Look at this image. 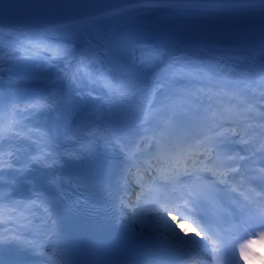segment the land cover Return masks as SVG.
<instances>
[{"label": "bare ground", "instance_id": "1", "mask_svg": "<svg viewBox=\"0 0 264 264\" xmlns=\"http://www.w3.org/2000/svg\"><path fill=\"white\" fill-rule=\"evenodd\" d=\"M42 1L28 0L34 4H40ZM52 3L60 9L67 10L66 14L47 20L0 16L1 28L36 36L39 39L38 44L42 47L44 44L55 51L67 49L73 53L72 56L67 57L70 65L65 64L66 70L69 69L71 73H75V77L69 84L68 82L59 84L53 80L55 72L49 67L52 65L50 57L46 56L25 60L22 67L23 72L30 74L31 71L37 69L38 77L32 83H20L13 87V89H31L34 85V89L41 88L45 90L46 94H55L64 104L63 108L56 113L57 120L52 122L54 118V110H52L44 113L39 125L43 131L52 130L53 132L44 149L45 152L52 153L55 159H46L47 175L42 180H37L33 185V190L40 193V202L47 210L52 192L58 190L59 179L64 173V170L60 169L58 158L64 157L66 162L71 164L69 154L63 155L68 147L78 142L87 141L90 130L103 121L106 116V110L110 103L106 102L102 96L107 93L102 86H98L99 83L93 85V79H91L92 81L88 79L90 76L95 77L96 72L101 68L106 70V75L113 74L108 38L109 33L115 30L118 25H131L126 34L137 32L136 35L129 38L127 45L132 48L133 65L140 67L141 62H144L142 67L145 69L141 78L151 80L154 73L161 74L163 72L160 70L165 65H172L173 61H178V64L173 66L175 71L171 72V76H178L179 79L177 77L166 81L167 87L163 94L177 95L172 91L177 81L174 84L171 81L180 80L179 82L182 84H178V86L189 89V86L195 81L209 79V75L202 73L208 70L216 73L214 78L217 80L214 83L220 84L224 80H232L236 83L247 76L249 81L246 85L250 86L249 89H253V85L254 88L259 85V68L264 65V6L261 9L250 10H243L245 8L238 10L231 7L259 6L264 3V0H52ZM21 4H24V0H21ZM116 10H120L117 15H106ZM184 18L196 22L191 23L192 25L184 24L182 27L171 24L175 19ZM241 21H245L246 27H235ZM213 23L218 24L215 26ZM260 23H263L260 27L253 26V24ZM185 26H192L195 30L181 31ZM45 29L49 30L45 31ZM196 34L200 35L203 41L195 40ZM41 37L45 39L43 40ZM249 54H253L250 60ZM52 57H56V55L52 54ZM80 60L84 61V73L78 68ZM177 66H180L181 71H177ZM190 69H195V73L190 74L188 72ZM197 69L200 71L197 72ZM88 70L90 71L87 72ZM86 72L87 77L85 76ZM77 74L80 77L78 80L76 79ZM65 75L64 73V77ZM222 76H224L223 79H221ZM4 81L5 79L0 78V88L3 87ZM62 89L75 92L77 95L75 106L66 103L68 99L59 95L58 90L60 92ZM163 94L157 99L163 100ZM65 108L70 112L67 118L64 116ZM166 117L172 119V114L166 113L162 121ZM73 119L76 123L71 126L76 133L75 136L72 132H67L65 127ZM86 125H91V127H86ZM67 134L73 136V141L68 140ZM223 152L225 156L237 158L240 156L246 158L248 155L247 145L239 139L234 143L227 144L223 148ZM37 158L38 156H35L31 160L35 161ZM237 161L242 163L240 160ZM232 175L234 179H237L236 176L239 174L232 173ZM137 184L139 183L137 182ZM10 187L13 185L8 180L0 183V192ZM133 188H136V185L131 181L128 191ZM145 197L151 199L149 193ZM0 206L7 207L5 204ZM167 213L161 212V216L167 215V221L171 222L170 217L173 216L170 214L168 216ZM184 223L194 228L188 230L190 235L201 233L191 220ZM52 228L55 229L54 226ZM41 252L35 245H28L25 248L8 242L0 245V255L12 259L15 263L52 264V262H45L42 259ZM18 254H21L19 259L16 258ZM149 255H151L152 262L158 261L154 248H151ZM200 261L201 264H212L211 257H198V262Z\"/></svg>", "mask_w": 264, "mask_h": 264}, {"label": "snow or ice", "instance_id": "2", "mask_svg": "<svg viewBox=\"0 0 264 264\" xmlns=\"http://www.w3.org/2000/svg\"><path fill=\"white\" fill-rule=\"evenodd\" d=\"M120 10L109 12L106 15H117ZM244 24L245 21H241ZM49 29H45L48 31ZM50 47H42L40 44L34 45V51L31 56H23L19 51L8 53L9 60L16 63H22L33 56L40 53L52 52ZM73 53L67 49L64 50V59L72 56ZM51 57L50 59H53ZM75 58V57H74ZM0 60H4L0 56ZM8 60V61H9ZM8 61H5L7 63ZM141 66L130 65L122 70L121 82L112 84L105 74L106 70L99 69L95 77H91L94 83H103L112 94L114 102L124 100H135L138 96H143L146 103L139 106L135 127L139 131L134 136L126 134L124 129L108 126H97L89 135L93 138L90 144L97 149L103 142L104 150L108 151L112 147H118L123 155V159L117 165H112L116 169L115 174L119 177L117 181L118 188L123 192L119 196L120 212L114 214L113 225L119 221L121 224L125 220L136 221L144 216V209L147 208L154 215L147 217L154 222L165 223L170 227L167 221V215L161 216V212H168V205L176 204L178 201H184L183 208L190 215H200L204 219L201 209L208 206L207 195L216 188L221 190L229 187L228 181L233 179L232 173H238L239 169L232 165L237 160L243 161L245 157L225 156L223 148L239 139L242 143L248 145L250 142L241 135V131L247 133H257L260 137H264V65L259 68V102L249 100L245 90L232 92L227 103H221L227 93L220 92H201L196 91L193 95L190 92H181L179 96L183 103L179 106L186 109L180 120H175L179 115L174 97L165 93L166 80L168 75L161 76L154 73L151 80H145L142 77L144 71ZM79 65H83L84 61H78ZM178 61H173L172 65H165L160 71L167 70L168 74L173 70V66ZM54 66V65H50ZM98 77V79H97ZM127 77V78H126ZM70 80L72 77L65 76ZM249 77H245L243 81H248ZM31 80L20 78H6L3 88L0 91L6 100L19 95V92L12 91L13 87L20 83H27ZM164 96L163 100L157 99L160 95ZM183 96L195 97L200 103H193L192 100H186ZM206 97L207 102L201 99ZM149 97H152L151 99ZM21 102L7 104L5 108H11V123L0 131H7L9 136L19 138V131L23 130L22 121H26L33 112L42 110H58L62 107L63 102L55 94L26 92L20 97ZM171 113L173 116V124L168 126L156 125L153 128V122L161 113ZM196 114L195 120L187 119L190 113ZM69 109H64V116L67 118ZM76 121L73 119L71 123L66 124V131L76 133L72 129V124ZM91 127V125H86ZM31 134V133H30ZM135 137H139L138 139ZM87 151L91 152L92 148ZM55 159L52 153L44 155L43 159ZM38 163L43 161L38 157ZM231 162V163H230ZM11 167V163L7 164ZM135 169V171H133ZM135 177L140 184L142 192L137 195L136 201L127 199L128 185L132 178ZM147 177V180H145ZM93 177H85V180H91ZM206 182L207 185L206 186ZM146 184H150L149 196L147 199L143 194V188ZM223 186V188H221ZM254 192V190H252ZM147 200V202H144ZM244 203L237 202L233 207V219L238 218L235 213L238 209L239 217L246 214L259 216L264 220V185L260 186V193L252 196H245ZM55 207V206H53ZM122 213H126L123 215ZM227 218V214L224 215ZM175 219V217H173ZM214 222L209 219L208 224ZM55 223V222H53ZM210 231L211 229L208 228ZM173 231H175L173 229ZM200 233L197 232L196 236ZM62 235L52 232L48 237V242L53 247L58 246V242L62 239ZM178 244H202L203 241H196L193 237L185 240L179 233H175L172 237ZM211 240V237H209ZM5 242L30 245V241H19L18 237H6L0 234V245ZM56 242V243H54ZM127 247L132 249H146L148 244L138 236H132L126 241ZM38 246V245H37ZM148 254V253H146ZM52 264H58L53 259ZM196 264V262H193Z\"/></svg>", "mask_w": 264, "mask_h": 264}, {"label": "rangeland", "instance_id": "3", "mask_svg": "<svg viewBox=\"0 0 264 264\" xmlns=\"http://www.w3.org/2000/svg\"><path fill=\"white\" fill-rule=\"evenodd\" d=\"M245 1H249V0H245ZM262 6H264V3H262L259 6H250L247 8L240 6L231 7V8L238 10L239 8L240 9L245 8L243 10L246 9L250 10V9H261ZM210 7H215V6H210ZM196 39H198L200 42L203 41L202 37L197 34L195 35V40ZM49 60H51L52 65H54V66H49L55 72V74L53 75L55 76V78L53 80L59 84H64L65 82L69 83V80L64 77V73L66 72L65 65L62 64L61 62H58V60H55L54 58L53 59L49 58ZM5 61L0 60V78L27 79V80H31L29 81L31 83L32 81H35V79H37L39 74V71L37 69H34L29 74L27 72H23L22 67L24 63H18L17 65H14L15 62L12 60H9L7 63H5ZM176 81L178 82V80H175V81H171V83L174 84L176 83ZM32 88H34V85L31 87V89ZM21 89H30V88H21ZM1 93L3 92L1 91ZM58 93L63 98L66 97L68 99L66 103L68 104L70 103L72 106H75L76 104L74 100V98L76 97L75 92L72 93L69 92L68 89L67 90L62 89L60 92L58 90ZM201 99L204 100V102H207L206 97H202ZM192 100H194L195 103L201 102L200 100H197L195 97H192ZM222 100L223 102L221 103H227L226 99L224 100L222 98ZM63 105L61 108H63ZM59 109L54 110L53 113L54 118L52 119V122L57 120L56 113L59 111ZM47 112L48 110H42L31 113L28 119L25 121L26 129L20 131L21 135H19V138L15 136L10 137L8 135L0 140V145L7 144L11 147L10 150H12L11 155L9 156L11 167L9 168L7 167V165L2 167L0 166V183L7 182L9 178H14V177L17 178L20 189L12 190L10 188H7L4 192L10 196V201L15 205L14 208L15 210L19 206L26 208L27 210L25 219L27 218L29 221L27 222L25 227H27L28 229H27V233L21 237V241H30L31 242L30 245H35L37 249H40L42 251L40 254L42 259L50 263L53 261V259L58 262V260L52 256L53 254H51L50 251L51 245L49 244L47 239V237L52 233V228L50 226L48 216L46 215V208L43 207L40 202V198H39L40 193H38L37 191L35 192L33 190L34 183H36L37 180H42L44 176L47 175L46 174L47 169L45 170L44 168L48 164L46 162L47 160L43 159L44 155L47 154V152H45L44 148L53 132L52 130L43 131L42 128L39 127L41 120L44 116V113ZM35 156H38L43 162L38 163L37 160L32 161L31 158H35ZM27 165H29V167H27ZM129 200L135 202L136 198H130ZM152 215H154V213L150 212L148 209L145 208L144 216L142 219L136 220L134 222L133 221L130 222H132L136 227H142L146 232H151L155 234L163 233L169 237L171 236L173 237L175 233H179L180 236L183 237L185 240H188L190 237H193L196 241H203L202 244L199 245L188 244V246L190 247V249L194 250L195 253L199 256L210 255V252L207 249L209 244L204 240V238L201 235L196 236V233L190 235L188 230H193L194 228L184 223V220L178 218L173 219V217H170L171 226L168 227L165 225V223L154 222L153 220L147 218ZM6 227L9 228V225ZM173 229L175 231H173Z\"/></svg>", "mask_w": 264, "mask_h": 264}, {"label": "clouds", "instance_id": "4", "mask_svg": "<svg viewBox=\"0 0 264 264\" xmlns=\"http://www.w3.org/2000/svg\"><path fill=\"white\" fill-rule=\"evenodd\" d=\"M256 246L264 247V238L260 240L250 242L246 247L248 251H242L241 256L243 258L244 264H253V261H260L264 258L260 257L258 254L251 253V249Z\"/></svg>", "mask_w": 264, "mask_h": 264}, {"label": "water", "instance_id": "5", "mask_svg": "<svg viewBox=\"0 0 264 264\" xmlns=\"http://www.w3.org/2000/svg\"><path fill=\"white\" fill-rule=\"evenodd\" d=\"M184 29H189V28L187 27V28H184Z\"/></svg>", "mask_w": 264, "mask_h": 264}]
</instances>
